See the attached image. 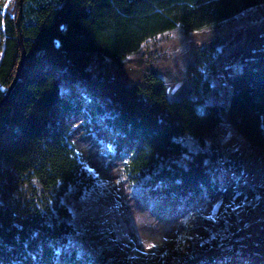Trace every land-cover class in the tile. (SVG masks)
<instances>
[{
  "label": "trees",
  "instance_id": "1",
  "mask_svg": "<svg viewBox=\"0 0 264 264\" xmlns=\"http://www.w3.org/2000/svg\"><path fill=\"white\" fill-rule=\"evenodd\" d=\"M263 5L264 0H22L23 65L0 105V264L109 261L71 246L77 232L69 209L101 184L73 136L76 129L113 148L128 186L185 220L175 232L182 244H165L159 262L237 264L238 258L203 244L213 231L206 228L224 219L204 212L222 189L205 148L228 126L264 153V57L233 78L226 105L173 96L153 71L127 84L113 74H95L92 64L105 58L120 66L144 44L177 29L205 32ZM18 9V0H0V102L21 57ZM186 139L201 149L188 150ZM258 206L264 212L262 202L253 211ZM200 233L206 236L196 238ZM249 246L253 252L242 253L239 264H264V239L249 240L244 247Z\"/></svg>",
  "mask_w": 264,
  "mask_h": 264
},
{
  "label": "rangeland",
  "instance_id": "2",
  "mask_svg": "<svg viewBox=\"0 0 264 264\" xmlns=\"http://www.w3.org/2000/svg\"><path fill=\"white\" fill-rule=\"evenodd\" d=\"M263 57L264 5L205 32L185 33L177 29L144 44L138 54L129 56L120 66L109 59L94 58L92 72L113 74L130 84L153 71L162 77L173 96L185 94L201 100L203 105H226L233 78ZM73 136L95 167L101 184L96 192L72 203L69 209L77 232L70 237L71 246L78 254L104 256L108 264H162L157 257L159 250L165 244H182L175 232L185 220L128 186L121 177V163L113 148L89 141L79 129L74 130ZM184 142L190 151L201 149L189 139ZM207 142L205 151L211 155L222 189L204 212L210 219L215 215L224 219L218 218L206 226L213 230L211 235L206 236V231L195 237L206 236L205 249L213 246L215 253L223 250L225 258H238L239 264L242 253L254 250L245 244L260 236L264 239L263 209L258 206L253 211L258 202L264 203V153L252 148L228 126ZM241 232L244 237H239ZM96 264L105 263L98 259Z\"/></svg>",
  "mask_w": 264,
  "mask_h": 264
},
{
  "label": "water",
  "instance_id": "3",
  "mask_svg": "<svg viewBox=\"0 0 264 264\" xmlns=\"http://www.w3.org/2000/svg\"><path fill=\"white\" fill-rule=\"evenodd\" d=\"M21 1L22 0H18V8L19 9H18L17 22H16L18 41H19V45H20V48H21V57H20L18 65H17L16 72H15V75L13 77V80L11 81V83H10V85H9L7 91H6V94H5L4 98H3V100L0 102V105L6 99L7 95L12 90V88L15 86V84H16L18 78H19V75H20V70H21L22 65H23L24 52H23V47H22V42H21V34H20V27H19V17H20V12H21Z\"/></svg>",
  "mask_w": 264,
  "mask_h": 264
}]
</instances>
